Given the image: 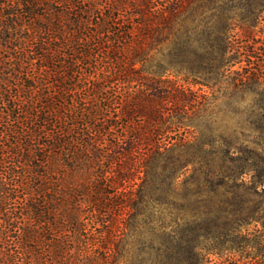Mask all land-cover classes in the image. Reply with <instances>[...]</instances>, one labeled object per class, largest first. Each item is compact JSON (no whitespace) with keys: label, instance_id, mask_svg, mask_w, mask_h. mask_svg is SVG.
Wrapping results in <instances>:
<instances>
[{"label":"trees","instance_id":"obj_1","mask_svg":"<svg viewBox=\"0 0 264 264\" xmlns=\"http://www.w3.org/2000/svg\"><path fill=\"white\" fill-rule=\"evenodd\" d=\"M263 6L0 0V264L264 257Z\"/></svg>","mask_w":264,"mask_h":264},{"label":"rangeland","instance_id":"obj_2","mask_svg":"<svg viewBox=\"0 0 264 264\" xmlns=\"http://www.w3.org/2000/svg\"><path fill=\"white\" fill-rule=\"evenodd\" d=\"M237 12H242V10L239 11V9H237ZM260 15L261 17L259 23L254 28V33H255L254 37L248 42H244V43L245 45L253 47L255 51H256V47L260 46L258 52L264 53V8H262ZM246 130L251 136L250 138L253 139L255 136V131H253L251 128L247 126H246ZM251 256L246 257V253H243V255H241L240 253H221V254L216 253L214 255H211L210 260H211V264H264V257L258 256L252 258Z\"/></svg>","mask_w":264,"mask_h":264}]
</instances>
